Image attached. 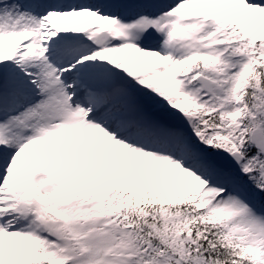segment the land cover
Instances as JSON below:
<instances>
[{"label":"snow or ice","instance_id":"6c2138e0","mask_svg":"<svg viewBox=\"0 0 264 264\" xmlns=\"http://www.w3.org/2000/svg\"><path fill=\"white\" fill-rule=\"evenodd\" d=\"M0 264H264V0H0Z\"/></svg>","mask_w":264,"mask_h":264}]
</instances>
